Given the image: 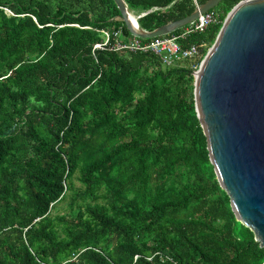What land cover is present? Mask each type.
<instances>
[{
    "label": "trees",
    "instance_id": "1",
    "mask_svg": "<svg viewBox=\"0 0 264 264\" xmlns=\"http://www.w3.org/2000/svg\"><path fill=\"white\" fill-rule=\"evenodd\" d=\"M125 1L154 30L206 0ZM240 1L168 67L94 50L103 29L110 45L131 35L114 0H0V264H264L195 104V71Z\"/></svg>",
    "mask_w": 264,
    "mask_h": 264
},
{
    "label": "water",
    "instance_id": "2",
    "mask_svg": "<svg viewBox=\"0 0 264 264\" xmlns=\"http://www.w3.org/2000/svg\"><path fill=\"white\" fill-rule=\"evenodd\" d=\"M114 1L132 35L153 38L194 22L223 0H206L154 30L143 29L138 15L132 20L125 0ZM194 84L218 182L236 218L264 248V0H242L232 8L195 71Z\"/></svg>",
    "mask_w": 264,
    "mask_h": 264
},
{
    "label": "built area",
    "instance_id": "3",
    "mask_svg": "<svg viewBox=\"0 0 264 264\" xmlns=\"http://www.w3.org/2000/svg\"><path fill=\"white\" fill-rule=\"evenodd\" d=\"M197 3V0H195ZM198 5V3H197ZM6 9V8H5ZM147 12H142L138 15V19L144 16ZM219 21V14L210 10L194 22L184 26L178 32H172L166 35H161L153 38H141L136 35L125 36L120 28L114 32V45H110L113 34L107 29L102 32L105 36V41L96 43L95 49H105L108 46L114 50H128L131 52H143L156 56L164 66H173L178 61L183 59H195L201 53L203 43H190L187 39L195 33L204 32L209 26Z\"/></svg>",
    "mask_w": 264,
    "mask_h": 264
},
{
    "label": "rangeland",
    "instance_id": "4",
    "mask_svg": "<svg viewBox=\"0 0 264 264\" xmlns=\"http://www.w3.org/2000/svg\"><path fill=\"white\" fill-rule=\"evenodd\" d=\"M220 6H217L215 9L218 10ZM131 13H132V17L135 19L136 18V15H139V11H134V10H131ZM212 45H209V48L211 47ZM208 48V50H209ZM77 184H79L78 182H76ZM60 214H63L65 212L68 211V208L66 207V204H60L59 205V208L57 210Z\"/></svg>",
    "mask_w": 264,
    "mask_h": 264
},
{
    "label": "bare ground",
    "instance_id": "5",
    "mask_svg": "<svg viewBox=\"0 0 264 264\" xmlns=\"http://www.w3.org/2000/svg\"><path fill=\"white\" fill-rule=\"evenodd\" d=\"M130 16H131L132 20L136 22V19H134V18L132 17V13H130Z\"/></svg>",
    "mask_w": 264,
    "mask_h": 264
}]
</instances>
